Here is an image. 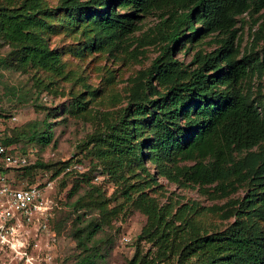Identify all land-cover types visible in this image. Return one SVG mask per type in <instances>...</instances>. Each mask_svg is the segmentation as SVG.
Segmentation results:
<instances>
[{"label": "trees", "instance_id": "1", "mask_svg": "<svg viewBox=\"0 0 264 264\" xmlns=\"http://www.w3.org/2000/svg\"><path fill=\"white\" fill-rule=\"evenodd\" d=\"M245 12L258 14L254 23L259 25L250 51L239 57L236 21ZM152 13L160 18L162 50L150 66L130 78L127 105L96 134L97 151L106 158L108 170L122 178L129 205L148 215L140 239L159 242V249L176 254L179 264H264V0H0V40L11 46L0 64L62 76L64 47L51 44L53 35L81 31L87 38L81 51L91 50L108 38L132 33L139 27L137 20ZM213 33L217 47L200 48L189 63L175 56L177 49H188V43ZM88 103L85 93L77 92L71 110L82 114ZM44 124L1 142L31 155L12 144L20 138L50 143L51 124ZM148 161L179 183L198 184L207 191L213 186L223 195L244 189L242 197L210 207L234 220L210 231L180 213L184 224H176L171 212L143 187L126 182L124 172L147 169ZM68 164L37 159L18 170V180L35 182L39 168L54 169L55 176ZM88 201L85 194L79 196L75 210L89 206ZM91 201L100 206L103 218L76 228L81 251L75 264H98L102 253L96 234L117 211L106 199ZM140 255L138 249L131 264L144 261Z\"/></svg>", "mask_w": 264, "mask_h": 264}, {"label": "rangeland", "instance_id": "2", "mask_svg": "<svg viewBox=\"0 0 264 264\" xmlns=\"http://www.w3.org/2000/svg\"><path fill=\"white\" fill-rule=\"evenodd\" d=\"M49 1L57 4L60 0ZM257 16L245 12L237 17L235 43L240 41L239 57L252 47L259 25L254 23ZM159 20L157 13L143 16L137 20L139 27L132 33L108 38L109 42L103 43L102 47L91 50L81 51L87 41L81 31L62 30L53 35L51 44L64 47L66 70L62 76L33 67L22 69L0 64V141L5 136L21 135L35 124L43 128L47 121L53 133L50 143L42 145L20 138L12 145L28 150L32 162L37 159L70 162L55 176L54 169H38L34 183L41 184L43 189V209L20 227L21 238L35 264H75L81 251L74 235L76 228L85 226L90 220L103 218L100 206L91 201L93 197L106 199L108 207L117 208L104 224V229L96 234L102 253L97 258L98 264H131L138 249L145 259L138 264L180 263L176 254L163 253L159 242L139 238L148 215L141 208L129 205L122 178L108 170L106 158L99 155L96 142V134L127 105L133 85L130 78L150 66L160 54ZM214 35H206L193 46L188 43L190 47L177 49L175 56L189 63L200 48L209 51L217 47L212 38ZM254 45L259 50L262 41ZM10 49L9 44L0 40V59ZM258 78L255 77L256 83ZM93 89L96 92L89 94ZM80 91L89 99L82 114L71 110L74 95ZM146 166L147 169L134 168L124 172L126 182L136 188L143 187L160 207L171 212L170 217L176 224H184V220L178 217L180 213L186 218L198 219L199 224L210 231L223 229L234 220V216L224 217L222 209L211 210L210 207L225 206L230 199L242 197L244 189L223 195L213 186L207 191L198 184L173 181L158 173L150 161ZM17 175L18 170L14 172L18 178ZM19 182L27 183L26 180ZM77 188L78 192L75 191ZM83 194L91 204L75 210L74 202ZM132 194L135 197L138 191ZM196 206L199 208L195 213ZM79 214H82L81 218H78ZM0 259L8 264H32L14 257L11 250L1 246Z\"/></svg>", "mask_w": 264, "mask_h": 264}, {"label": "built area", "instance_id": "3", "mask_svg": "<svg viewBox=\"0 0 264 264\" xmlns=\"http://www.w3.org/2000/svg\"><path fill=\"white\" fill-rule=\"evenodd\" d=\"M32 163L31 155L13 150L0 141V246L14 257L35 264L21 238V225L43 209V189L39 183L21 184L14 172ZM0 264H8L0 259Z\"/></svg>", "mask_w": 264, "mask_h": 264}]
</instances>
